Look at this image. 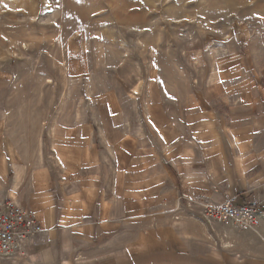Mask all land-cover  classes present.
Masks as SVG:
<instances>
[{
  "label": "rangeland",
  "instance_id": "1",
  "mask_svg": "<svg viewBox=\"0 0 264 264\" xmlns=\"http://www.w3.org/2000/svg\"><path fill=\"white\" fill-rule=\"evenodd\" d=\"M262 107L264 0H0V189L19 170L23 191L76 195L73 222L98 197L111 256L192 231L214 264L235 247L212 233L260 236L264 215L212 226L201 208L228 137L263 140L246 130Z\"/></svg>",
  "mask_w": 264,
  "mask_h": 264
},
{
  "label": "crops",
  "instance_id": "2",
  "mask_svg": "<svg viewBox=\"0 0 264 264\" xmlns=\"http://www.w3.org/2000/svg\"><path fill=\"white\" fill-rule=\"evenodd\" d=\"M262 116L250 123L252 131L256 127L264 129V107ZM246 127V126H245ZM229 143L233 150L230 158L231 166L228 173L229 178L224 183H219V177L213 178V187L219 190L218 197L213 198L205 194L207 201L221 202L229 196H235L237 201L243 202L247 199L259 200L261 208L264 209V138L261 136L247 135L244 132L236 135L235 145L229 136ZM13 160L16 156L12 155ZM222 164H229L227 156L223 157ZM229 169V168H228ZM16 172L15 182L7 190L0 189V205L5 202L6 197L15 200L30 212L36 214L43 222L46 230L37 236L27 250L26 259L22 262L11 263L0 260V264H210L207 248L198 242V236L187 232V237H174L173 248L164 243L151 246L149 249H141L135 253L133 250L117 248L113 256L109 252L104 253L102 246H98V197L96 199H80L83 211L71 221L76 213L75 203L79 201L76 195L71 196L66 204L59 206L55 198L54 190L47 187L35 185L29 190L19 188ZM221 179V178H220ZM49 186V185H48ZM37 187V188H36ZM39 187V188H38ZM89 192L94 191V186L89 187ZM44 194L51 197L46 202ZM209 201V202H210ZM108 208L107 201H104L103 209ZM260 236L248 237V234L226 231L224 234L212 233L210 239H223L227 245H234V256L228 252H222L214 264H264V231ZM223 235V236H221ZM252 238L256 241L245 242L243 239ZM241 247V248H240ZM128 248L131 249L130 245ZM201 253L199 254V252ZM110 256H106V255Z\"/></svg>",
  "mask_w": 264,
  "mask_h": 264
},
{
  "label": "built area",
  "instance_id": "3",
  "mask_svg": "<svg viewBox=\"0 0 264 264\" xmlns=\"http://www.w3.org/2000/svg\"><path fill=\"white\" fill-rule=\"evenodd\" d=\"M201 214L212 226L233 219L242 227H249L259 222L264 210L259 200L247 199L239 203L235 196H229L222 203L206 201L202 204ZM45 230L36 214L13 199L3 202L0 205V260L25 261L28 247Z\"/></svg>",
  "mask_w": 264,
  "mask_h": 264
},
{
  "label": "bare ground",
  "instance_id": "4",
  "mask_svg": "<svg viewBox=\"0 0 264 264\" xmlns=\"http://www.w3.org/2000/svg\"><path fill=\"white\" fill-rule=\"evenodd\" d=\"M17 179L19 178V172H18V174H17V177H16Z\"/></svg>",
  "mask_w": 264,
  "mask_h": 264
}]
</instances>
